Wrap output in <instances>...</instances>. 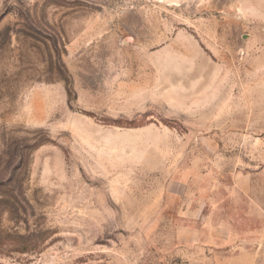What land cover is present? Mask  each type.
I'll use <instances>...</instances> for the list:
<instances>
[{
  "label": "rangeland",
  "instance_id": "374dc122",
  "mask_svg": "<svg viewBox=\"0 0 264 264\" xmlns=\"http://www.w3.org/2000/svg\"><path fill=\"white\" fill-rule=\"evenodd\" d=\"M231 256L264 264V0H0V264Z\"/></svg>",
  "mask_w": 264,
  "mask_h": 264
},
{
  "label": "crops",
  "instance_id": "0c3cea01",
  "mask_svg": "<svg viewBox=\"0 0 264 264\" xmlns=\"http://www.w3.org/2000/svg\"><path fill=\"white\" fill-rule=\"evenodd\" d=\"M211 242H214L213 244H214V246H217V247H226V248H230L231 247V245H232V243L229 241V240H225V241H211ZM207 245V244H206ZM208 245H211V243L210 244H208ZM228 251H230V250H228ZM227 259V258H226ZM225 259V260H226ZM233 259H234V257L233 256H231V257H228V259L225 261L224 260V262H223V264H232V261H233Z\"/></svg>",
  "mask_w": 264,
  "mask_h": 264
}]
</instances>
